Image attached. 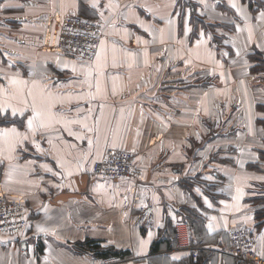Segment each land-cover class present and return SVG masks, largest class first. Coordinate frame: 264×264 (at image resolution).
<instances>
[{
	"label": "crops",
	"instance_id": "crops-1",
	"mask_svg": "<svg viewBox=\"0 0 264 264\" xmlns=\"http://www.w3.org/2000/svg\"><path fill=\"white\" fill-rule=\"evenodd\" d=\"M0 5V102L23 108L22 88L29 105L0 110V130L20 134L11 152L0 140V192L28 215L20 234H0V264H89L113 252L120 264H237L222 252L235 227L264 260V70L251 69L264 60V0ZM66 15L103 26L99 60L56 46ZM29 91L52 103L51 123L34 121L35 131ZM109 148L132 153L140 180L91 174ZM178 220L196 259L175 249Z\"/></svg>",
	"mask_w": 264,
	"mask_h": 264
},
{
	"label": "built area",
	"instance_id": "built-area-1",
	"mask_svg": "<svg viewBox=\"0 0 264 264\" xmlns=\"http://www.w3.org/2000/svg\"><path fill=\"white\" fill-rule=\"evenodd\" d=\"M103 36L104 28L99 22L66 15L61 19L56 46L62 52L90 62L96 57L98 44ZM91 174L101 178H131L137 181L140 180L142 172L135 167L131 152L109 148L102 159L92 164ZM27 223L28 215L23 203L0 192V234L18 235L26 228ZM172 235L176 250L186 252L192 259L197 258L199 248L192 244L185 221L178 220L172 224ZM222 252L234 257L239 264H264V260L255 252L254 238L246 227L230 230L228 242ZM121 262L122 258L118 255L89 257V264Z\"/></svg>",
	"mask_w": 264,
	"mask_h": 264
},
{
	"label": "snow or ice",
	"instance_id": "snow-or-ice-1",
	"mask_svg": "<svg viewBox=\"0 0 264 264\" xmlns=\"http://www.w3.org/2000/svg\"><path fill=\"white\" fill-rule=\"evenodd\" d=\"M95 7V4L93 5ZM5 7V5H0V8ZM233 7H235V5H233ZM101 15H103L101 13ZM264 15V14H262ZM185 31H187V27L185 29ZM101 45H103V41H101ZM97 60H99V53H97ZM74 72L76 71V68L73 67L72 69ZM91 75V70L89 69H85V76L86 78L88 76ZM10 83L13 85H23L26 83V81H18V80H10ZM97 89L99 90V85H97ZM17 94L20 97V101L21 103L24 105L23 108H17L7 102H0V110L4 109V108H11L12 109V113L13 115L16 114L17 111L19 112H23L25 110V108H27L28 105V101L27 99L23 98V89H18L17 90ZM29 96H32V104H31V108H32V113L33 115L28 119L27 122V126L30 130L35 131L34 128V121H39V126L40 127H46L49 123H51V106L52 103L50 100L44 98L43 96L40 97L39 102L37 101L36 96L33 95V93L31 91H29L28 93ZM89 95H91V93H89ZM86 127V125H85ZM89 131H92V129H89ZM14 134V136H10L9 134ZM70 135H72L71 132H69ZM20 134L16 131L15 128L12 129H3L0 130V140H3L4 143L7 145L8 151H14L15 150V146L20 143L19 139H16V137H19ZM23 139H27L26 136L23 137ZM92 145V141L89 140V147H91ZM37 148L39 149V145H37ZM4 148L0 147V152H3ZM9 159H11V155H9L8 157ZM57 163H60V161H57ZM44 167H47L46 165ZM50 170V169H49ZM69 175L71 174L70 172L68 173ZM209 228L211 229V225H209ZM38 230L43 231L44 229L39 228ZM151 232H149V236H151ZM143 241H141V244L143 245ZM264 254V253H262Z\"/></svg>",
	"mask_w": 264,
	"mask_h": 264
},
{
	"label": "trees",
	"instance_id": "trees-1",
	"mask_svg": "<svg viewBox=\"0 0 264 264\" xmlns=\"http://www.w3.org/2000/svg\"><path fill=\"white\" fill-rule=\"evenodd\" d=\"M262 58V56H258L257 57V60L259 61V64H257V65H254L251 69H252V71H257V70H264V60H261V58ZM254 58V56H251L250 55V59H253ZM7 121V120H6ZM5 120H4V118H3V115H1L0 114V125L1 124H3V123H7ZM259 155H260V157L262 156V158L264 157V151H261L260 153H259ZM91 243V242H90ZM114 254H118V252H113ZM102 255H104V256H106V255H108V254H102ZM191 264H200L199 263V261L198 260H195V261H191Z\"/></svg>",
	"mask_w": 264,
	"mask_h": 264
},
{
	"label": "rangeland",
	"instance_id": "rangeland-1",
	"mask_svg": "<svg viewBox=\"0 0 264 264\" xmlns=\"http://www.w3.org/2000/svg\"><path fill=\"white\" fill-rule=\"evenodd\" d=\"M63 18V17H62ZM59 33V32H58ZM237 264H239V263H237Z\"/></svg>",
	"mask_w": 264,
	"mask_h": 264
},
{
	"label": "bare ground",
	"instance_id": "bare-ground-1",
	"mask_svg": "<svg viewBox=\"0 0 264 264\" xmlns=\"http://www.w3.org/2000/svg\"><path fill=\"white\" fill-rule=\"evenodd\" d=\"M262 259V258H261ZM263 260V259H262Z\"/></svg>",
	"mask_w": 264,
	"mask_h": 264
}]
</instances>
